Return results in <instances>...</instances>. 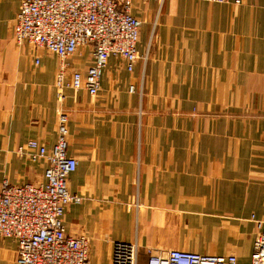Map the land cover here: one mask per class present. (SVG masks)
I'll list each match as a JSON object with an SVG mask.
<instances>
[{"label": "crops", "instance_id": "obj_1", "mask_svg": "<svg viewBox=\"0 0 264 264\" xmlns=\"http://www.w3.org/2000/svg\"><path fill=\"white\" fill-rule=\"evenodd\" d=\"M19 3L0 0V185L43 183L45 163L17 149L49 150L65 113L67 189L81 202L63 223L87 238L89 264H110L115 242L136 243L138 264L145 248L250 264L251 217L264 218V0H133L132 72L110 58L96 96L67 89L62 104L57 58L13 38ZM82 58L72 67L85 70ZM16 247L0 239V264H15Z\"/></svg>", "mask_w": 264, "mask_h": 264}, {"label": "built area", "instance_id": "obj_2", "mask_svg": "<svg viewBox=\"0 0 264 264\" xmlns=\"http://www.w3.org/2000/svg\"><path fill=\"white\" fill-rule=\"evenodd\" d=\"M160 4L163 0H141ZM226 4L230 0H198ZM133 0H20L13 25L15 42L27 44L55 56L54 79L57 101L65 90L84 89L96 96L100 79L110 58L121 59L127 72L138 60L137 43L141 22L131 15ZM237 4L239 0H234ZM87 54L91 64L83 71L72 69V60ZM38 65V60H34ZM133 92V88H129ZM68 116L61 113L56 141L47 150L36 140L17 149L32 163H45L41 185H0V239L16 243L15 264H89L86 237H72L65 231L66 209L81 198L69 193L67 182L77 162L67 154ZM257 229L250 264H264V218L251 217ZM145 264H237L235 255L224 257L192 252L145 248ZM136 243L115 242L110 264H138Z\"/></svg>", "mask_w": 264, "mask_h": 264}, {"label": "rangeland", "instance_id": "obj_3", "mask_svg": "<svg viewBox=\"0 0 264 264\" xmlns=\"http://www.w3.org/2000/svg\"><path fill=\"white\" fill-rule=\"evenodd\" d=\"M83 62L85 61V63L87 62L88 63V61H89V59H88V56H87V54H84V56H83ZM72 68H74V67H72ZM75 69V68H74ZM130 93V92H129Z\"/></svg>", "mask_w": 264, "mask_h": 264}]
</instances>
